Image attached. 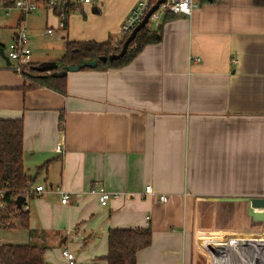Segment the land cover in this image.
Wrapping results in <instances>:
<instances>
[{"label":"crops","instance_id":"crops-1","mask_svg":"<svg viewBox=\"0 0 264 264\" xmlns=\"http://www.w3.org/2000/svg\"><path fill=\"white\" fill-rule=\"evenodd\" d=\"M136 1L92 0L63 29L45 7L22 18L0 6V47L8 57L4 44L20 19L32 66L55 61L66 41L116 44ZM147 28L156 42L124 66L67 72L64 94L29 87L1 57L0 119L22 120L23 168L44 191L0 227H22L29 243L46 246L49 264L46 254L56 249L63 259L62 247L92 263L106 254L110 228L147 226L151 242L136 264L252 261L264 222L247 214L244 199L264 197V5L206 0L190 16L165 12ZM147 185L154 193L144 195ZM100 186L121 195L102 205L89 192ZM68 228L81 236L66 237Z\"/></svg>","mask_w":264,"mask_h":264},{"label":"trees","instance_id":"trees-1","mask_svg":"<svg viewBox=\"0 0 264 264\" xmlns=\"http://www.w3.org/2000/svg\"><path fill=\"white\" fill-rule=\"evenodd\" d=\"M206 0H200L203 2ZM256 5H264V0H254ZM128 35L118 43L111 41H66L64 53L55 62L57 71L66 69L69 65H77L89 60H97L95 69L117 68L130 62L134 56L147 44L154 43L157 38L150 32L147 25L140 29L129 43L125 54L115 60L102 62L101 56L118 53ZM87 69L89 67H86ZM85 69V68H83ZM53 71L39 72L32 66L22 75L29 87H48L61 94L66 92L65 76L56 77ZM63 123V118L60 119ZM22 120L0 119V188H5L7 205L0 209V226L20 211L15 203L17 196L26 190V182L33 178L27 175L22 161ZM46 164L40 166L45 168ZM20 224L28 228V212H18ZM151 242L150 227L144 228H110L107 232V252L87 264H136V253ZM46 246L37 243L11 244L0 243V264H49L45 261Z\"/></svg>","mask_w":264,"mask_h":264},{"label":"built area","instance_id":"built-area-1","mask_svg":"<svg viewBox=\"0 0 264 264\" xmlns=\"http://www.w3.org/2000/svg\"><path fill=\"white\" fill-rule=\"evenodd\" d=\"M92 0H0V6L4 7L5 12L9 14L12 10H17L22 18L28 14L34 13L40 8L45 7L51 12L57 19V26L61 29L65 28L66 21L71 11L78 9L84 4H89ZM156 0H137L130 9L124 22L121 25L120 32L122 38L129 33L139 24L143 19L149 8L154 4ZM200 0H165L159 5V7L150 15L149 21L158 20L161 14L165 12H171L178 15L190 16L194 9L200 6ZM148 21V22H149ZM21 26L14 38L9 42V60L12 62V70L22 75L26 70L32 67V51L30 47V39L25 29V25L20 19ZM53 32L52 27L46 29V33L51 34ZM199 60V58H195ZM56 151L60 152L62 147L60 144L56 145ZM26 190L22 194L25 197L24 202L21 205V209L28 210L29 205L27 198L32 193L41 194L44 191L43 185H37L32 188V182H26ZM95 195L100 204L105 205L110 199L119 198L120 193H112L107 191L104 187H92L89 191ZM153 189L150 185L145 186L144 195L152 194ZM69 199V194L64 193L61 202L66 203ZM161 202L167 201V196L159 195ZM7 200L5 199V188H0V209L5 208ZM63 235L66 237H80L81 233L75 228H68L64 231ZM1 243V240H0ZM61 256L63 257L65 264H80L78 262L74 252L69 247L61 248ZM230 262V261H229ZM215 264H227L222 260H217ZM231 264H238V262L231 261ZM243 264H253L251 261H244ZM264 264V261L262 262Z\"/></svg>","mask_w":264,"mask_h":264},{"label":"water","instance_id":"water-1","mask_svg":"<svg viewBox=\"0 0 264 264\" xmlns=\"http://www.w3.org/2000/svg\"><path fill=\"white\" fill-rule=\"evenodd\" d=\"M165 0H156L154 2V4H152V6L149 8V10L147 11V13L145 14V16L143 17V19L139 22V24L129 33V35L126 37V39L124 40L121 49L118 53H112L108 56H101L99 58L100 61L105 62L107 60H115L118 59L120 57H122L127 48L129 43L135 38L137 32L142 29L144 26L147 25L148 21H149V17L150 15L159 7V5L161 3H163ZM0 55L2 58H4L6 60V63H9V59L6 56V54L3 51V48L0 47ZM97 60H89L86 61L84 63L81 64H77V65H69L66 67V69L61 70V71H57V64L55 61H51V62H45L36 66H33L35 70L39 71V72H49V71H53L52 75L56 76V77H62L65 76L67 74V72L69 71H77L86 67L89 68H94L97 65ZM24 196L23 195H19L16 197L15 199V203L17 205L18 208L21 207L22 203L24 202ZM228 200L230 199H240L242 200V198H226ZM247 202V214L253 219V220H258V221H264V197H251V198H245L244 199Z\"/></svg>","mask_w":264,"mask_h":264},{"label":"rangeland","instance_id":"rangeland-1","mask_svg":"<svg viewBox=\"0 0 264 264\" xmlns=\"http://www.w3.org/2000/svg\"><path fill=\"white\" fill-rule=\"evenodd\" d=\"M38 23H40V22H38ZM41 24H42L41 28H43L41 30H44V28H45L44 21H42ZM150 25H153V21H152V23H150ZM40 40L43 42L47 41L43 36H41ZM8 43L9 42H6L4 44V46L6 47V49H5L6 53H8V50H7L8 49L7 48ZM43 52H44V50H43ZM0 62H4L3 59L1 58V56H0ZM242 216L245 217L246 215L244 214ZM256 222H264V221L256 220ZM0 237L2 238V242H7L10 240L18 241V242L26 241V243L31 242V241H28L26 231L22 227L18 226L17 224H16L15 228L0 227ZM255 246H256V249H255V253L251 255V257H252L251 260L253 259L251 262H253V264H262V262L264 261V235L261 239V242H259V244H256ZM243 255L245 256V254H243ZM46 257L49 258V261L52 264H65L64 260L57 255L56 249H51L49 251L48 255L46 254ZM76 257H77V259H80L81 261L86 260V258H84L78 254V251L76 252ZM242 258L245 259L244 257H242ZM244 261H246V260H244Z\"/></svg>","mask_w":264,"mask_h":264}]
</instances>
